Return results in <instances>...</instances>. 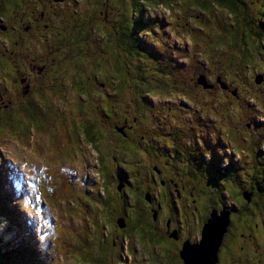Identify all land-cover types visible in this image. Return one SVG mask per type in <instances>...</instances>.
I'll return each instance as SVG.
<instances>
[{"label": "rangeland", "instance_id": "374dc122", "mask_svg": "<svg viewBox=\"0 0 264 264\" xmlns=\"http://www.w3.org/2000/svg\"><path fill=\"white\" fill-rule=\"evenodd\" d=\"M7 1L0 0V17L5 18L0 20V28L7 20V25L12 30L17 15L16 12L8 15L7 10L13 8V4ZM115 1L110 0L112 3ZM233 2L239 12L240 23L237 27L232 25L229 14L217 4L211 5L210 18L209 4L205 2L201 5L199 0H154L151 6L145 7L151 12L144 17L138 15L134 5L121 2L117 7L102 8L95 1L65 0L54 14L52 9L50 11L52 23L56 25L54 33L37 24L31 46L24 44L21 35L11 36L10 42H17L8 45L0 32V107H5L10 101L14 102L12 110L7 106L10 112L0 113V264H114L105 257L113 245L107 238L112 228L113 200L99 203L97 188L87 186H98L94 169L96 152L91 146L89 129L107 133L106 129L111 122H122L123 115L136 114L129 101L120 100L121 93H125L127 98L133 94L137 99L136 104L144 112L145 102L138 99L148 91L144 83L150 85V82L154 83L149 88L152 93L161 87L187 92L189 84L192 88L187 94L196 103L202 105L205 95L209 98L210 102L202 105L197 112L192 107V102L189 103V108H184L176 99H160L155 96L151 100L147 95L144 96L147 104H152L153 101L155 105H166L169 110L179 114L183 130L187 128V131L194 132L200 124L209 126L214 124L213 120H217L207 142L215 143V157L231 158L235 163L226 165L228 173L223 177L214 176L224 186L222 189L209 186V169L214 164L213 160H203L202 165L195 167L196 172L191 170L194 176L182 170L184 180L196 187V193L201 198L200 206L209 207L210 201H214L218 207L222 205L227 210L231 201L236 202L238 207L243 206L241 210L244 214L239 212L240 216L247 219L246 216L253 214L258 220L255 221L256 229L252 230V235H264V229H259L257 225L259 221L264 222V205L259 211L253 205V202L264 199V191L257 189V183L264 188V125L257 123L254 126L256 116H259L257 120L264 122V96L260 94L264 93L260 81L264 77V54L259 53V66L252 70L259 73V79L253 74L242 84L240 81L245 78V74L249 76L250 73H244V69L237 71L235 68L240 57L232 58L234 54L223 53L228 44L238 39L233 36L238 33L241 34V50L242 34L244 30L255 28L263 14L264 0ZM30 3H41L39 9L43 10V6L54 1L28 0L27 4ZM142 3L149 5L148 2ZM29 10L30 7L23 9L24 12ZM64 19L70 21L63 22ZM247 21L252 22L247 25ZM72 25L77 27L70 29ZM63 27L69 29L71 38L68 42L63 35ZM85 33L92 37V41L91 44L85 42L83 46L79 37ZM114 37L117 38L116 42L111 44L109 41ZM224 37L228 38L227 43ZM248 40L259 43L249 32L244 41ZM75 41L77 44H74ZM89 41L90 39L87 40L88 43ZM60 42L66 43L60 46ZM133 45L137 48L133 49ZM58 46L64 47L61 48L64 52H59ZM124 48H127L126 51H133L134 55L124 53ZM148 50H152V53ZM111 51L122 55L117 65L123 70H115L112 59L116 57L106 55ZM64 53H71L73 60H69V55L65 58ZM238 53L240 52L236 54ZM190 54L191 60L187 65V55ZM183 56L185 60H178V57ZM175 60H178L177 63ZM183 61L185 69L181 67ZM164 66H168L166 68L169 73L163 69ZM98 67L100 70H96ZM207 67L225 82L242 85L231 87L232 90L234 87L241 90H238L235 102L229 104L227 119L224 121L221 117H214L218 113L209 117L207 115L210 107L217 109L212 103H219L220 91L215 88L203 94L193 87L200 79L197 77L198 71L206 70ZM190 70L195 71L196 76L192 77ZM226 73L229 78H226ZM173 77L177 78L175 84H172ZM18 80H22L28 88L24 89L21 81L13 83ZM255 83L256 87L253 89ZM252 93L261 97H257L256 101L252 98L257 95L250 97ZM221 96L224 102L220 104V109H224L231 98L226 94ZM241 105L244 108L238 113L246 116L243 132L250 133L248 139H251L240 138V142L236 144L233 141L237 119L235 107ZM136 121L134 118L133 122ZM151 122L156 128V121ZM122 138L125 139L123 136ZM146 143L147 140L142 137L134 148H141ZM197 144V137L190 141L191 147ZM168 145L173 144L168 141ZM97 151L100 155V150ZM102 151L107 152L104 147ZM103 156L104 154L101 158ZM49 162L55 168L51 185L60 183L62 177L67 176L69 179L67 186L70 196L67 202H52L50 199L45 201L42 197L47 192V189L41 187L44 169L48 168ZM124 164H129V160ZM179 167L182 168L181 165ZM100 178L104 180L102 186L106 190H103V194L112 191L114 181L110 182L108 177ZM249 188L255 189L258 195L254 198L246 195ZM249 196L251 198L248 202ZM199 211L202 212L201 209ZM210 211L207 210L205 216ZM128 213L132 215L131 210ZM210 216L211 214L208 217ZM200 222L202 223L201 219ZM233 222L236 225L242 224L238 217ZM246 225L242 224L243 227ZM238 226L241 232L245 229ZM197 236L196 243L184 244L186 251L203 239L202 230L199 235L198 231L189 235V239ZM245 241L248 242L243 238L244 246ZM13 249L17 252L9 253ZM256 255L257 253L253 258ZM103 257L104 260L100 263Z\"/></svg>", "mask_w": 264, "mask_h": 264}, {"label": "flooded vegetation", "instance_id": "af4514ba", "mask_svg": "<svg viewBox=\"0 0 264 264\" xmlns=\"http://www.w3.org/2000/svg\"><path fill=\"white\" fill-rule=\"evenodd\" d=\"M53 1L54 3H47L43 6V10L35 8V5L30 3L28 6L30 10L24 12L23 9L27 7L28 0H8L7 3L13 4V8L7 10L8 15L16 12L17 18L15 19V27L12 30L9 29L7 20L4 22L3 27L0 28L5 42L8 45H14L17 41L11 43L10 37L21 35L24 44L27 43L31 46V39L35 33L37 24H40L46 31L54 33L56 25L52 23L50 11L52 9L54 14L65 0ZM55 3L57 6H54ZM4 16L6 17L7 15ZM59 18L61 17L59 16ZM0 20H5V18L0 17ZM76 27L72 25L70 29H75ZM63 29V35L66 36V42H68L71 38L69 29L64 27ZM68 55L70 57L71 53H68ZM64 57L66 58L67 56L64 55ZM198 74H203L207 79L212 81L215 79L217 81V78H219L221 85H215L213 88H217L220 91L219 97L223 101L224 99L221 96L223 94L231 98L224 109L216 110L210 107L207 110L208 117L213 116L214 113H218L214 117L216 119L221 117L222 121H224L227 119L229 104L235 102L236 97L239 95L238 90H241L238 87H234V90H232L231 87L242 85L225 82L214 70L208 67L206 70L202 69ZM194 75L195 73L192 74V76ZM262 75L264 76V74ZM244 80L242 79L240 82L243 83ZM97 84L99 85L100 83ZM251 86L253 87V85ZM261 86L264 87V80H262ZM193 87L198 88L205 94V91L195 84ZM255 87L256 84L253 89ZM148 93L152 94V96ZM171 93H174L175 99L181 107L188 108L186 105L189 99L178 90H166V88L161 87L156 89L154 93L148 90L145 95L153 100L155 96L165 99ZM260 94L264 96V93ZM145 95H140L138 99L145 102L142 116H140L142 113L141 108L136 104L137 99L132 94L127 99L135 103L132 104V110L136 114L123 115L122 122L116 120L110 123L108 129L111 131L114 129L118 139L113 134H110L108 140L101 144L103 135L107 136L106 132L102 134L103 131H96L93 128L89 129L90 135L102 137L101 141H96L94 146L91 144L96 152L94 167L97 169L99 177H108L110 182L114 181V188L108 192V199L113 200L115 209H121L122 215H118L117 218L123 219L124 223L122 224L125 225H123V228H120L116 221L112 222L115 230L112 231L111 228L109 234H112V239L115 242L105 257L114 264H187L183 258L184 244H194L198 238L197 236L196 238L189 239V235H193L197 231L199 235L207 210L213 209L219 213L223 208L222 205L218 207L214 201H210V208L200 206L202 204L201 198L199 199V195L196 193V187L184 180L182 170L190 172V163L197 162L205 154L209 157L211 156L212 149H210L207 140L213 132V125L218 122L217 120H213L214 124L209 126L201 125L194 132L187 131V128L183 130L180 127L183 123L179 114L175 113L172 109L169 110L166 105H155L153 101L152 104L149 102L147 104ZM254 95H257V93H252L250 97ZM261 96L257 95L255 98ZM203 99L202 104L209 102V98L206 95ZM214 104L215 102L212 103V105ZM201 108L202 106L199 104L198 110ZM235 108L237 119L234 126L233 141L238 144L240 138L248 139L251 134L243 132L246 116L238 113L244 107L241 105V107L236 106ZM257 117L259 116L255 117L254 126L257 123L264 125V122L257 120ZM134 118L137 119L136 122H133ZM151 120L156 121V128L153 126ZM161 123H164V125ZM117 129H120L119 131L123 135ZM142 137L147 140V143L141 148H134ZM195 137H197L198 144L191 147L190 141H193ZM168 141L172 142L173 145L169 146ZM96 147L100 150V155ZM103 147L106 148V153L102 151ZM103 154L104 156L101 158ZM102 160L106 162L104 170L101 167ZM127 160H129V164H124ZM225 161L227 160L222 158V162ZM191 175L194 176L192 173ZM101 181L104 182L103 179ZM253 205L259 211V208L263 204L260 201L257 203L253 202ZM128 207L129 209L127 210ZM242 207H238L235 202H232L231 208L227 210L226 208L223 209L227 214L228 221L217 251V261L214 264H246V261L249 264H264V235H252V230L256 229L254 225L255 221L258 220L254 218L253 214L246 216L247 219L240 216L239 212L244 214L243 210H241ZM129 210H131L133 216L136 213L143 216L140 223L135 224L130 221L133 216L128 213ZM237 217L241 219L242 224L247 225L245 227L242 224L236 225L233 221L237 220ZM249 220L253 221L249 223L247 222ZM238 225H241L245 229L241 232ZM257 225L259 229H264V222L259 221ZM107 238L111 239V237ZM243 238L248 241H245L246 246L242 243ZM255 253L257 255L253 258Z\"/></svg>", "mask_w": 264, "mask_h": 264}, {"label": "trees", "instance_id": "16d2710c", "mask_svg": "<svg viewBox=\"0 0 264 264\" xmlns=\"http://www.w3.org/2000/svg\"><path fill=\"white\" fill-rule=\"evenodd\" d=\"M87 1H89L90 3L92 1H95V2L98 3L97 6L102 7V8L103 7L106 8L108 6L117 7L120 2L122 4L124 3V4H127V5H134L138 15H140L141 17H144L147 13L151 12L150 9L146 10L145 7L146 6H151L153 4L154 0H116L114 3L110 2V0H87ZM143 1L144 2H148L149 5H144L142 3ZM167 1L170 2V0H167ZM172 1H175V0H172ZM199 1H200L201 5L205 4V2L209 4V6H208V8H209L208 14L210 15V18H211V13H210L211 5H216L217 4V5H219L218 7L220 9H223L225 12H227L229 14V16L232 19L231 23H232L233 26L237 27L239 25V23H240L239 12L236 11V6H235L233 0H199ZM28 6H29V4H27V7ZM40 7H41V3H38V4L35 5V8H37V9H39ZM102 12H104V11H102ZM71 18L73 19L74 16H72ZM123 20H124V18H123ZM62 21H69V20L64 19ZM212 21H213V16H212ZM251 22L252 21H247L246 24L248 25ZM247 32H249L251 34V36H254L259 41V43L257 44L256 42H252V41H249V40L248 41H244L247 38ZM244 33L242 34L243 44L241 46V50L239 49V46L241 44L240 43V35L241 34L238 33L237 35H233V36H235V38H238V39L236 41L231 42V44H228L227 45V49H224V52H223L224 54H228V55L234 54V55H232V58L233 57H237V56L240 57V60L237 61L236 65H235L236 69H239V70H242L243 68H246L247 66H251L252 68H254L255 66H259V63H258V60L260 59L259 53H261V54L263 53L264 54V10H263V14L260 16L258 22H256L255 28H249L247 30H244ZM194 36H196V34ZM121 38H123V37H121ZM79 39H80V41H83L82 42L83 46H85V42L87 44H91V41H92V37L90 35L86 34V33L84 35H82L81 37H79ZM88 39H90L89 43L87 42ZM116 39L117 38L114 37V38L110 39L109 42L111 44H113V42H116ZM223 39H225V37ZM225 42L226 43L228 42V38L225 39ZM64 43L60 42V46H64ZM74 44H77V41H75ZM60 46H58L59 52H64L63 50H61V48H64V47L60 48ZM129 46H131V45H129ZM135 48H137V47L133 45V49H135ZM126 50H127V48H124V53L126 52L129 55H134L133 51L130 52V51H126ZM238 51L240 53L236 54ZM81 52H83V49H82ZM148 52L152 53V50H148ZM206 53L208 54V52H206ZM65 54L68 55V53H65ZM106 55H109V56L111 55L113 57H116L115 59H112V62L114 61L113 66L115 67V70H123V68L121 66L117 65L120 62V59L122 58L121 54L117 55L116 52L111 51V52H107ZM71 58H72V56L70 55L69 60H73ZM96 70H100V68L98 67ZM151 81H154V80H151ZM145 84H147V83H145ZM151 84H154V83L150 82V85ZM150 85H147L148 87L146 86L148 90H150L149 89ZM120 100H122L124 102L129 101V99H127V96L125 95V93H121ZM129 103L135 104V103L132 102V100H130ZM0 111H3L4 113L9 112L6 106L3 107L2 110H0ZM142 115H143V112L140 114V116H142ZM106 130H107V133H106L107 136L103 135V139H102L101 136L100 137H97V136L95 137V135H91V139H92L91 144L95 145L96 144L95 142L96 141L99 142V141H101V139H102L101 144L106 142V140H108L110 134H113L115 136V138L118 139V136L116 135L114 129H112V131L109 130V129H106ZM103 133H105V132L103 131L102 134ZM99 160H101V159H99ZM52 165L53 164L51 162H49L48 168L45 169V177L43 179V182H45V186L46 187L51 185L50 184V180H51V177H52V175L54 173V168L52 167ZM105 165H106V162L103 161V163H101V167H102L103 170H104V166ZM215 165H218V163L215 162ZM214 167H215L214 165H210V168L213 169ZM224 175H226V174H224ZM221 184H222V182H221ZM220 187H223V186H220ZM52 188H54V190H48L45 193L46 200L50 199L52 202H58L59 200H66L69 197V195H70V193L68 191L69 188L67 186V179L65 177H62L61 182L57 186L53 185ZM257 189L264 191V188H262L259 185V183H257ZM247 193H252L253 194V198H254L255 195H258V194L255 193V189H253V188H249L247 190ZM262 204L264 205V199L262 200ZM128 209H129V207L127 208V210ZM113 213H114V215L112 216L113 217L112 222L116 221L118 215H122L121 209H119V208L115 209L114 206H113ZM142 218H143V216L141 214L136 213L130 219V221L135 223V224H138V223H140V220ZM112 222H111V227L115 228L114 226H112ZM16 252L17 251L15 249H13V251H10L9 253H16ZM103 260H104V257L100 260V263ZM246 264H249V262L246 261Z\"/></svg>", "mask_w": 264, "mask_h": 264}, {"label": "clouds", "instance_id": "9594fccd", "mask_svg": "<svg viewBox=\"0 0 264 264\" xmlns=\"http://www.w3.org/2000/svg\"><path fill=\"white\" fill-rule=\"evenodd\" d=\"M21 45V44H20ZM19 45V46H20ZM211 45V44H210ZM64 55H67V54H65L64 53ZM188 57H189V59H188V62L186 63L187 65L189 64V62H190V60H191V54L190 55H187ZM201 56H203V55H201ZM205 58V57H204ZM180 59H184L185 60V58H184V56L183 57H178V60H180ZM177 60V61H178ZM177 61L175 60V63H177ZM209 61V60H208ZM166 67H168V66H164V70L165 71H167L168 73H169V70L166 68ZM181 67L183 68V69H185L186 67H185V65H184V61H183V65H181ZM180 67V68H181ZM236 68V67H235ZM222 70H224L223 68H221ZM245 71H244V73L245 72H249L250 73V75L249 76H246V74H245V78L244 79H246V78H250L251 77V75H253L252 73H254V72H252V70L253 69H250V66H247L246 68H243ZM243 69L242 70H239V69H237V71H243ZM201 71V70H200ZM200 71H198V72H200ZM190 75L192 76V74L193 73H195L196 74V72L194 71H191L190 70ZM194 76H196V75H194ZM225 76H226V78H229V75L226 73L225 74ZM193 77V76H192ZM197 77H200V79L199 80H197L196 81V83H195V85L196 86H198V87H200L201 89H203V91H213L215 88H213L215 85H221V82H220V80H219V78H217V81H216V79L215 80H209V79H207L206 77H205V75H203V74H198L197 73ZM220 77V76H219ZM256 79H259V78H256ZM175 80L177 81V78L176 77H173V81H172V84H175ZM262 80H263V78H262ZM261 79H260V81H262ZM19 81H21L22 82V87L24 88V89H27L28 87L26 86H24V84H23V81L22 80H18L17 82H13V83H18ZM158 80H154V82H157ZM178 81H179V79H178ZM259 81V82H260ZM163 83V82H162ZM257 83V82H256ZM255 83V84H256ZM163 84H165V82L163 83ZM242 84H244V83H242ZM144 85L145 86H147V84H145L144 83ZM246 85V84H245ZM176 86V85H175ZM148 87V86H147ZM187 87L188 88H192L191 87V85H189V84H187ZM195 88V87H194ZM190 89H189V91H187V92H184V91H181V90H178L181 94H185L186 95V97L189 99V102H188V104L186 105L187 107H188V105L190 106V102H192V104H193V106L192 107H194V109L198 112L199 110H198V105H199V103H196L193 99H191L190 98V95L189 94H187V93H189L190 92ZM196 89H198V88H196ZM248 89V88H247ZM223 93V92H222ZM168 98H170V99H175V96H174V93H171L170 94V96H168ZM219 99H218V101H219V103L218 104H214V106H215V108H217L216 110H219L220 108H221V106H220V104H222L224 101L222 100V98L221 97H218ZM166 99V98H165ZM252 99H254V100H256L257 101V98H255V97H253ZM202 100H204V99H202ZM209 102H210V100H209ZM208 102V103H209ZM12 103H14L13 101H10L9 103H6L5 104V106L7 107V106H10V108L9 109H11L12 110V108H13V104ZM208 103H206L205 102V104H202V105H207ZM201 105V104H200ZM201 105V106H202ZM218 106H220V107H218ZM1 108V107H0ZM189 108V107H188ZM8 109V108H7ZM1 110H2V108H1ZM222 110V109H221ZM9 111V110H8ZM10 112V111H9ZM0 113H3V111H0ZM8 113V112H7ZM200 125H202V124H200ZM241 139H243V138H241ZM210 142H208V144H209ZM214 150H215V148H214ZM222 158L223 159H225V160H227V161H225V162H222ZM203 160H207V161H214V168L212 169V168H210L209 169V171H210V173H211V180H210V182H209V186H212V187H217V188H221L222 189V187H220V186H224L223 184H221V181H219V180H217L214 176L215 175H217V176H221V177H223L224 176V174H227L228 172H227V168L225 169V167H226V165H228V164H232V163H234L232 160H231V158L230 159H228L227 157H223V156H220V157H215V155H214V151H213V149H212V153H211V156L209 157L208 155H203V156H201L200 158H199V160L197 161V162H194V163H190L189 164V171L191 172V170H195V167L197 166V165H202L203 164ZM8 164H9V161H6ZM215 162H217L218 163V165H215ZM235 164V163H234ZM53 166V165H52ZM236 167H237V164H236ZM47 169V168H46ZM94 169H95V171H96V176H97V178H96V182L98 183V186H96V185H87L88 186V188H97V191H98V197H99V203H104L105 202V200H107L108 199V193H105V194H103V190H105V188H104V186H102V181H101V178L98 176V171H97V169L94 167ZM54 170H55V168H54ZM236 170H237V168H236ZM44 171H45V169H44ZM43 171V172H44ZM195 172H196V170H195ZM192 173V172H191ZM197 174V173H196ZM199 175V174H198ZM202 175V174H201ZM44 177H45V175H44ZM67 180H69L68 179V177L66 176L65 177ZM33 180H34V178H33ZM27 181V180H26ZM43 181V180H42ZM83 183L85 184V182L83 181ZM251 183V182H250ZM50 184H51V182H50ZM59 183H57L56 184V186L58 185ZM100 184H101V190H99V186H100ZM206 185L208 186V184L206 183ZM52 186L53 185H50V186H48V187H46L45 186V182H43V186L41 187V189L44 187L45 189H47V191L48 190H50L51 188H52ZM219 186V187H218ZM251 186V185H250ZM250 186H247V188L248 187H250ZM30 187H32L31 185H30ZM88 192L89 193H91V191L90 190H88ZM100 192H101V194H100ZM105 192H106V190H105ZM70 193V192H69ZM242 193L244 194V190L242 191ZM246 195L247 194H249V195H252V197H253V194L252 193H245ZM244 194V195H245ZM70 196V195H69ZM43 198H44V200L45 201H47L46 200V197H45V194L42 196ZM147 197V196H146ZM250 198H251V196H249L248 198H247V201L249 202L250 201ZM69 199V197L66 199V200H59L58 202H63V201H65V202H67V200ZM232 202L233 201H231L229 204H228V207L227 208H231V206H232ZM236 203V202H235ZM237 204V203H236ZM216 205H217V203H216ZM238 205V204H237ZM114 206V205H113ZM211 213H214V215H220L221 213H224L225 215H226V218H227V221H228V217H227V214H226V212L222 209L219 213L218 212H216L215 210H211L209 213H208V215L207 216H205V220L203 221V223H202V226H201V228H200V231L203 229V227H204V225L207 223V220L209 219V215L211 214ZM103 214H104V211H103ZM39 221H40V219H39ZM119 222L122 224V223H124L123 222V219H121V218H117V220H116V223H117V225L119 224ZM217 224V223H216ZM124 225V224H123ZM125 226V225H124ZM120 228H123V227H121L120 226ZM221 230H222V228H221ZM220 230V231H221ZM109 237H111V234H109ZM111 241V242H110ZM113 242V244H114V240L113 239H110L109 240V243L111 244Z\"/></svg>", "mask_w": 264, "mask_h": 264}, {"label": "water", "instance_id": "95a60500", "mask_svg": "<svg viewBox=\"0 0 264 264\" xmlns=\"http://www.w3.org/2000/svg\"><path fill=\"white\" fill-rule=\"evenodd\" d=\"M119 226L123 227V224L119 222ZM226 226L227 218L224 213L220 215L211 213L210 218L202 229L203 239L197 245H193V248L190 247L187 251L186 249L184 250L183 258L186 260V263L214 264L217 261V251Z\"/></svg>", "mask_w": 264, "mask_h": 264}, {"label": "bare ground", "instance_id": "6f19581e", "mask_svg": "<svg viewBox=\"0 0 264 264\" xmlns=\"http://www.w3.org/2000/svg\"><path fill=\"white\" fill-rule=\"evenodd\" d=\"M247 193V192H246Z\"/></svg>", "mask_w": 264, "mask_h": 264}]
</instances>
